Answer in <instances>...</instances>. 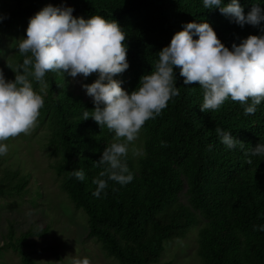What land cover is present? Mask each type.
<instances>
[{"label":"trees","instance_id":"16d2710c","mask_svg":"<svg viewBox=\"0 0 264 264\" xmlns=\"http://www.w3.org/2000/svg\"><path fill=\"white\" fill-rule=\"evenodd\" d=\"M229 3L222 0V6ZM238 3L245 15L253 5L264 9V0ZM48 4L71 7L78 18L100 15L119 24L126 33L129 67L124 89L129 93L154 70L159 51L189 22L209 23L229 50L249 35H264V21L241 26L219 7L204 8L203 0H2L0 40L1 30L19 29L26 38L30 18ZM14 57L22 63L18 50ZM173 71L179 95L159 116L145 122L139 132L141 152L131 150L123 158L133 180L123 186L109 180L100 197L93 195L92 181L105 167L97 166V161L106 146L116 142L115 134L91 117L82 120L95 105L92 98L63 85L64 73H46V93L37 92L45 101L38 121L51 128L48 144L62 189L85 212L88 235L120 264H170L159 262L165 242L185 236L197 223L202 264H264V231L258 230L264 226V157H251L249 165L246 155L264 144V101L254 115H244L246 105L230 97L220 109L202 112L203 89L186 85L179 68ZM95 74L84 78L89 81ZM216 127L231 132L243 148L223 145ZM81 169L83 181L71 175ZM26 185L27 179L17 171L0 170V195L21 194ZM31 234L26 231L16 238L10 226L0 254L9 246L20 254L22 264H35L24 249ZM49 249L56 255L54 248Z\"/></svg>","mask_w":264,"mask_h":264},{"label":"clouds","instance_id":"9594fccd","mask_svg":"<svg viewBox=\"0 0 264 264\" xmlns=\"http://www.w3.org/2000/svg\"><path fill=\"white\" fill-rule=\"evenodd\" d=\"M203 5L219 7L222 14L241 26H258L264 21V9L258 4L247 15L238 0H231L226 6H222V0H203ZM72 13L71 7L52 4L39 10L29 20L26 38L18 42L22 63L16 67L8 64L15 79L6 80L0 70V156L7 155L6 141L30 135L37 127L45 101L34 90L32 80L40 83L43 91L48 72L67 73L73 78L98 73V79L83 85L95 107L91 113L85 111L82 120L91 117L101 128L107 127L114 132L116 142L106 146L97 161V166L105 167L92 181L96 197L104 193L109 180L122 186L133 180L123 158L145 122L159 116L168 102L179 95L174 67L180 69L186 85L198 84L203 89L202 112L220 109L230 97L246 105L244 115H254L257 105L264 101V35H249L229 50L209 23L189 22L159 51L154 70L143 75L139 87L129 93L113 78L129 67L126 33L116 21L103 16L85 19ZM215 131L227 148L233 149L237 144L243 148V142L231 132L220 127ZM246 155L251 165V157H264V144H258ZM71 175L85 179L82 169ZM258 230L264 231V226ZM71 264L91 262L87 257H74Z\"/></svg>","mask_w":264,"mask_h":264},{"label":"rangeland","instance_id":"374dc122","mask_svg":"<svg viewBox=\"0 0 264 264\" xmlns=\"http://www.w3.org/2000/svg\"><path fill=\"white\" fill-rule=\"evenodd\" d=\"M2 1V0H0ZM24 39L21 31L15 29L8 33L1 30L0 70L4 77L11 78L15 72L8 64L16 67L18 61L14 53L18 42ZM124 89L125 73L113 77ZM63 85L74 93L80 92L87 97L85 84L98 79V73L86 81L82 75L76 78L67 73L63 75ZM14 80V79H12ZM41 91V84L35 81L33 88L42 95L46 93V80ZM60 85L59 87H63ZM91 98V97H90ZM51 128L47 122L40 123L30 135H20L6 141L8 152L0 156L1 169L18 172L27 179L25 190L21 194L0 195V245L7 239L9 227L15 237L26 231H32L24 249L31 252L35 264H71L72 259L87 257L91 264H120L113 257L105 254L101 244L88 235L87 216L82 209L71 203L62 189L61 178L54 170L56 157L51 153L48 138ZM140 135V133H139ZM129 143L128 151L141 152V140ZM200 223L192 225L186 235L172 238L165 242L159 262L170 264H202L197 254V236ZM36 232H43L42 235ZM54 248L56 255L49 249ZM0 264H22L20 254L11 247L4 248L0 254Z\"/></svg>","mask_w":264,"mask_h":264}]
</instances>
